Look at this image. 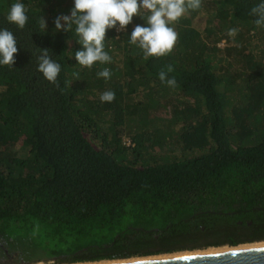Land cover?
Segmentation results:
<instances>
[{
    "label": "trees",
    "instance_id": "16d2710c",
    "mask_svg": "<svg viewBox=\"0 0 264 264\" xmlns=\"http://www.w3.org/2000/svg\"><path fill=\"white\" fill-rule=\"evenodd\" d=\"M13 2L0 0V27L18 47L13 66L0 65V264L96 263L264 242V49L256 60L239 37L264 29L250 14L258 0H200L173 23L177 40L161 57L128 43L132 28L146 23L143 11L124 31H106L111 61L90 68L74 58L78 37L54 28L72 0H23L22 29L6 21ZM200 13L208 15L205 31L212 25L219 35L211 47L192 27ZM230 28L238 29L232 41L247 72L217 55ZM41 50L61 66L56 83L37 71ZM168 65L174 86L158 77ZM103 68L110 78L97 76ZM136 82L157 88L143 94L149 103H136ZM109 90L114 100L101 101ZM157 96L180 125L171 144L192 156L149 157L144 118L128 146L101 129L130 127ZM21 139L24 157L14 147Z\"/></svg>",
    "mask_w": 264,
    "mask_h": 264
},
{
    "label": "clouds",
    "instance_id": "9594fccd",
    "mask_svg": "<svg viewBox=\"0 0 264 264\" xmlns=\"http://www.w3.org/2000/svg\"><path fill=\"white\" fill-rule=\"evenodd\" d=\"M72 8L68 15H58L54 20V28L59 31L72 32L78 37L81 48L75 51L76 62L90 68L94 62L101 64L111 61L105 51V34L109 29H123L129 25L133 16L141 17L143 11L147 12L146 23L135 25L128 35V43L137 45L145 57H161L166 55L177 40V32L172 26L189 10L200 8V0H72ZM255 16L254 23L264 27V0L258 2L250 9ZM28 20L27 9L23 0H14L10 4L6 21L17 28H23ZM63 22V23H62ZM44 22L41 28L44 29ZM236 28H230L228 34L234 36ZM17 41L13 33L7 28L0 27V65L13 66L14 53H17ZM37 71L52 83H56L60 72V64L49 58L47 50H41L37 57ZM172 66L158 73L161 82L170 86L175 85L174 78H167L172 72ZM97 76L110 78L111 72L103 68ZM115 93L105 91L100 96L101 101L111 102Z\"/></svg>",
    "mask_w": 264,
    "mask_h": 264
},
{
    "label": "rangeland",
    "instance_id": "374dc122",
    "mask_svg": "<svg viewBox=\"0 0 264 264\" xmlns=\"http://www.w3.org/2000/svg\"><path fill=\"white\" fill-rule=\"evenodd\" d=\"M207 18L208 15L200 13L193 21H192V27H194L196 30L199 31L203 39L206 41V43L209 44V47L213 45V42L215 41V38H217L218 32L213 28L212 25H210V33H207L205 29L207 28ZM131 25H134L133 20L130 23ZM209 27V26H208ZM238 31V29H237ZM217 33V34H216ZM237 35V32L234 36L229 35L230 42L226 41V39H221L216 43V48L219 50L217 52L218 57L227 59L229 63L233 64L234 70L237 71H245L248 70L243 66L240 62V58L237 55V49L240 45L239 43L233 42V38ZM241 41L245 46V50H243L244 54L251 53L256 60H258V56H260V52L264 49V29L257 28L254 31H251L249 33H245V29H242ZM247 43V45H246ZM239 61V62H238ZM264 63V59L262 60ZM262 64V63H261ZM81 67V66H80ZM135 88H137V94H135V100L137 102H148V98H144L143 94H145L147 91H154L157 90L156 87L150 85L145 86L142 84V82H136L134 85ZM168 96L170 97H176V95H173L172 91L168 93ZM165 99L164 97L159 98L156 97V100L158 102L157 105H153L152 108L149 107V109L146 112V116H144L143 113L138 114V116L135 118V121L130 123V127H124L123 129H117L113 126V122H106L103 127L101 128L103 131L108 133L109 138H115V137H121V140L123 144L126 146L130 145V137L135 134H137V131L135 128L137 126L136 122L140 121L144 118L146 128L144 132H140L143 136V142L144 144L147 143V138H151V144L153 145V150L148 151L149 157H154L155 160H160L162 158H168L170 160L176 159V158H183V157H190L193 155V153H183L179 151L175 146L171 144L172 140L175 138L174 134L175 132H178L180 129V125H178V122H175V119L170 114V109L167 106H164L162 102ZM15 150L18 152L19 157H24L26 154V144L23 142V139H21L19 142L14 144ZM23 172V171H21ZM264 243V242H262ZM259 244V243H257ZM227 247V246H226ZM229 248V247H227ZM212 249V248H210ZM208 250V249H206ZM204 251V250H201ZM136 259V258H132ZM19 264H56L53 260H42L38 262H28V263H19Z\"/></svg>",
    "mask_w": 264,
    "mask_h": 264
},
{
    "label": "water",
    "instance_id": "95a60500",
    "mask_svg": "<svg viewBox=\"0 0 264 264\" xmlns=\"http://www.w3.org/2000/svg\"><path fill=\"white\" fill-rule=\"evenodd\" d=\"M238 247V246H236ZM236 247H229L230 250L210 252V253H193L182 254L172 257H161L147 259L149 256L141 257V259H122L112 261H101L96 263H76V264H264V246L248 247L242 249H235ZM173 255V254H168Z\"/></svg>",
    "mask_w": 264,
    "mask_h": 264
},
{
    "label": "bare ground",
    "instance_id": "6f19581e",
    "mask_svg": "<svg viewBox=\"0 0 264 264\" xmlns=\"http://www.w3.org/2000/svg\"><path fill=\"white\" fill-rule=\"evenodd\" d=\"M256 246H264V243H259V244H257V243H255V244H245V245L238 246L235 249H242V248L256 247ZM226 250H230V248H227V247L212 248V249H208V250H204V251L184 252L182 254L210 253V252H219V251H226ZM182 254H173V255H165V256H158V257H149L147 259L161 258V257H172V256L182 255ZM137 259H141V258H137ZM105 263H107V262L98 263V264H105Z\"/></svg>",
    "mask_w": 264,
    "mask_h": 264
},
{
    "label": "built area",
    "instance_id": "2783aa9c",
    "mask_svg": "<svg viewBox=\"0 0 264 264\" xmlns=\"http://www.w3.org/2000/svg\"><path fill=\"white\" fill-rule=\"evenodd\" d=\"M121 31H124V28H123V29H120V28L117 26V28H116V32L119 33V32H121Z\"/></svg>",
    "mask_w": 264,
    "mask_h": 264
}]
</instances>
